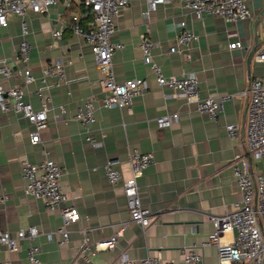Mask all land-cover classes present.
Wrapping results in <instances>:
<instances>
[{"label":"crops","instance_id":"0c3cea01","mask_svg":"<svg viewBox=\"0 0 264 264\" xmlns=\"http://www.w3.org/2000/svg\"><path fill=\"white\" fill-rule=\"evenodd\" d=\"M248 7L250 16L238 21L213 15L196 19L179 0L159 5L149 19L142 17V1L133 0L122 7L112 36L123 44L113 57L115 78H145L148 82L146 91L122 109L100 105L102 74L90 47L70 27L73 17H78L81 27H88L92 18L84 4L60 0L46 13L30 12L26 35L21 33L20 18L10 16L8 25L0 28V60L12 63L13 74L0 82L4 87H22L25 99L35 109L40 108L36 90L42 89L55 108L47 112V126L39 132L36 144L30 143L32 126L20 113L0 109V227L14 234L19 228L35 226L39 264H118L121 255L173 261L190 245L202 255L203 264H219L216 246L203 243L214 230L210 215L231 211L240 197L232 163L264 172L263 162L252 156L245 142L249 98L235 96L224 102L217 125L156 83L142 59L140 35L145 33L154 42L152 57L165 76L194 72L201 95H236L247 89L250 80L260 77L264 81V62L254 61L253 56L248 62L251 49L256 46V51L264 44V0H248ZM181 20L199 36L186 47L190 60L184 54L168 52ZM59 24H64V30L62 37L55 39L51 31ZM22 40L29 45V67L36 78L26 86L18 73L23 68L18 51ZM235 41L241 46L229 48ZM54 59L65 62L66 80L55 86L48 78L42 85L41 68ZM88 97L98 100L95 121L87 131L72 115L76 105ZM59 104L65 109L63 121L53 117ZM176 111L178 120L167 127L157 126L156 117ZM229 123L237 125L238 137L227 135L224 125ZM87 134L98 144L87 142ZM133 150L153 154L152 162L137 178L140 199L154 215L153 223L145 229L130 220L120 183L110 185L103 170L108 158H116L123 177H129L128 157ZM44 158L62 166L61 188L67 203L79 213L78 220L65 225L68 239L64 243L55 232L63 224L59 212L49 211L42 200L23 192L21 161ZM123 222L126 226L113 248L89 252L85 257L78 254L85 237L91 244L109 239ZM232 238L233 232L225 231L220 240ZM26 246L25 241H20L15 251L0 246V264H29Z\"/></svg>","mask_w":264,"mask_h":264},{"label":"built area","instance_id":"2783aa9c","mask_svg":"<svg viewBox=\"0 0 264 264\" xmlns=\"http://www.w3.org/2000/svg\"><path fill=\"white\" fill-rule=\"evenodd\" d=\"M60 0H0V28L8 25L10 16H17L21 22V33H28L26 16L32 13L43 14L48 12L51 5ZM65 4L71 2L82 3L91 15V22L87 28L78 23V17H73L70 25L74 35L80 37L91 49L94 63L102 74V96L100 105L108 109H122L129 107L133 99L143 94L148 88L145 78H131L117 81L114 74L113 57L116 50L123 47L118 41H113L112 36L116 31V17L122 7L133 0H61ZM145 4L142 17L149 19L151 12L159 5H164L173 0H138ZM184 9L196 19L204 15L218 16L228 21L245 20L250 16L248 0H179ZM178 32L174 43L168 48L170 53L184 54L186 60H190V54L186 47L198 41L199 36L186 26L181 20L177 23ZM64 30V24H59L51 31V36L60 39ZM262 37L264 39V18L262 21ZM154 42L145 34L140 35V48L142 59L155 77L156 83L170 91V95L182 98L188 105H193L197 113L220 125L218 116L222 112L223 104L227 100L237 97L249 98L245 142L252 156L261 160L264 164V81L257 77L249 81L245 90L236 95L231 93H208L201 95L198 87V79L194 72H187L179 76H165L158 63L152 57ZM240 47L241 43L235 41L229 44V48ZM21 53L20 61L23 63L19 70L22 82L26 86L35 82L36 78L29 67V45L22 40L18 45ZM253 60L264 62V44L253 54ZM18 60H15V63ZM65 62L62 59H54L41 68L40 82L46 84L48 78L53 80L52 85L59 86L66 80ZM13 74V65L8 59L0 60V78H8ZM40 102V108H33L32 104L24 97L23 88L19 86L4 87L0 82V109L12 110L20 113L32 126L29 132L31 144L39 142V132L47 126V112L55 108L50 103V96L42 89L36 90ZM94 97L85 98L78 103L73 119L88 131L95 121L96 104ZM59 112L54 114L56 121L64 120V106L57 105ZM178 111L156 117L158 127H167L173 121L178 120ZM224 129L229 137H238L239 131L236 124H225ZM85 140L93 145L98 141L87 134ZM238 158V155L235 157ZM151 152L133 150L129 153L130 167L129 177L124 178L117 167L119 160L108 158L104 165V174L110 185L120 183L123 189L126 206L131 221L137 223L142 229L147 228L154 221V215L149 205L142 203L137 186V178L152 162ZM21 177L24 180L23 192L27 196L43 201L49 211H58L62 226L56 229L61 235L60 243L68 239V230L65 225L79 219V213L75 207L67 203L68 197L61 188V177L64 170L60 164L51 158H44L38 162L22 160L20 163ZM232 174L237 184L239 199L233 204L231 211L220 215H210L214 225L213 232L208 236L204 245L214 244L217 250L219 264H264V172L252 171L240 167L237 162L232 163ZM5 196L1 197L4 200ZM126 223H120L113 235L106 240L97 243H89L87 237L78 249V254L85 257L89 252L113 248L121 236ZM225 231H232L231 241H221ZM85 233V232H84ZM39 231L35 226L19 228L14 234L0 227V246L10 251L18 248L20 241L26 243V258L29 264H39L40 247L36 242ZM75 264V263H74ZM118 264H203V257L198 253L194 245L185 246L181 250V257L177 260H160L146 256L140 259H130L121 255Z\"/></svg>","mask_w":264,"mask_h":264},{"label":"water","instance_id":"95a60500","mask_svg":"<svg viewBox=\"0 0 264 264\" xmlns=\"http://www.w3.org/2000/svg\"><path fill=\"white\" fill-rule=\"evenodd\" d=\"M255 48H256V46H254V47L251 49L250 54H249V58H248V62H249V60L252 58V56H253V54H254V52H255Z\"/></svg>","mask_w":264,"mask_h":264}]
</instances>
